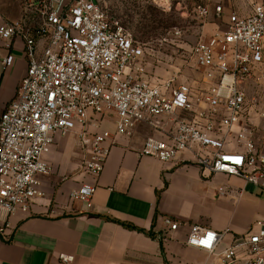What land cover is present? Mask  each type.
<instances>
[{
	"label": "built area",
	"instance_id": "obj_1",
	"mask_svg": "<svg viewBox=\"0 0 264 264\" xmlns=\"http://www.w3.org/2000/svg\"><path fill=\"white\" fill-rule=\"evenodd\" d=\"M21 9L17 20L0 14V43L8 51L4 67L14 61L17 39L28 63L16 97L0 114V210L27 212L42 196L41 178L53 173L46 156L57 136L75 135L81 169L97 179L117 138L131 136L140 124L167 136L148 138L141 156L171 162L190 151L205 175L239 177L264 191V147L250 116L255 110L264 128V92L252 99L247 92L251 83L264 84V2L248 16L231 14L223 32L194 47L198 70L209 81L198 93L175 78L151 82L143 49L119 21L109 20L100 0H21ZM198 11L209 15L207 8ZM164 118L174 129L166 130ZM109 123L113 131L105 127ZM235 127L231 146L225 138ZM96 189L83 184L70 199L89 202ZM168 223L173 231L179 227ZM227 234L195 225L186 244L218 255L223 264H264V219L220 249ZM73 259L59 256L64 264Z\"/></svg>",
	"mask_w": 264,
	"mask_h": 264
},
{
	"label": "crops",
	"instance_id": "obj_2",
	"mask_svg": "<svg viewBox=\"0 0 264 264\" xmlns=\"http://www.w3.org/2000/svg\"><path fill=\"white\" fill-rule=\"evenodd\" d=\"M225 1L229 6L224 11L241 17L248 16L254 4L264 2ZM23 48L24 42L15 40L14 61L4 67L8 51L0 43V114L16 97L26 75ZM208 83L202 75L188 84L198 93L207 90ZM179 115L193 118L191 113ZM250 116L264 147L263 124L255 110ZM164 119L166 130L174 129V122ZM105 127L114 130L113 124ZM238 132L235 127L233 136L225 138L228 145L236 144ZM151 137L167 138L147 124L136 126L131 136L118 137L103 173L95 179L81 169L83 155L75 135L57 136L46 156L53 173L41 178L42 196L27 212L0 210L4 228L0 264H64L59 261L61 254L72 256L71 264H223L218 255L186 244L192 226L228 231L220 249L226 248L264 219V191L239 177L205 175L190 151L171 162L141 156ZM83 184L97 187L92 199L71 200V192ZM168 220L179 223L177 230H171Z\"/></svg>",
	"mask_w": 264,
	"mask_h": 264
},
{
	"label": "rangeland",
	"instance_id": "obj_3",
	"mask_svg": "<svg viewBox=\"0 0 264 264\" xmlns=\"http://www.w3.org/2000/svg\"><path fill=\"white\" fill-rule=\"evenodd\" d=\"M100 1L109 20L119 21L143 49L147 78L158 84L171 78L190 83L191 78L202 76L193 49L202 39L223 32L231 14L224 11L229 6L225 0ZM199 7L207 8L209 15L201 16ZM0 14L9 20L20 19L21 0H0ZM247 92L250 99L259 97L264 84L251 83Z\"/></svg>",
	"mask_w": 264,
	"mask_h": 264
},
{
	"label": "trees",
	"instance_id": "obj_4",
	"mask_svg": "<svg viewBox=\"0 0 264 264\" xmlns=\"http://www.w3.org/2000/svg\"><path fill=\"white\" fill-rule=\"evenodd\" d=\"M125 226H126V225H125ZM127 227H128V228H131V229H133V227H131V226H128V225H127Z\"/></svg>",
	"mask_w": 264,
	"mask_h": 264
}]
</instances>
